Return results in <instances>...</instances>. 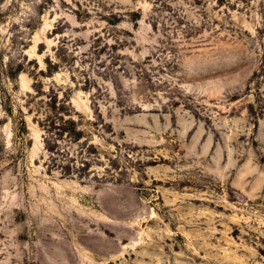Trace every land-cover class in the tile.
Returning a JSON list of instances; mask_svg holds the SVG:
<instances>
[{
	"label": "rangeland",
	"instance_id": "obj_1",
	"mask_svg": "<svg viewBox=\"0 0 264 264\" xmlns=\"http://www.w3.org/2000/svg\"><path fill=\"white\" fill-rule=\"evenodd\" d=\"M0 264H264V0H0Z\"/></svg>",
	"mask_w": 264,
	"mask_h": 264
}]
</instances>
